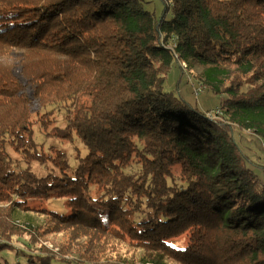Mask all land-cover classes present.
Masks as SVG:
<instances>
[{"label":"trees","instance_id":"16d2710c","mask_svg":"<svg viewBox=\"0 0 264 264\" xmlns=\"http://www.w3.org/2000/svg\"><path fill=\"white\" fill-rule=\"evenodd\" d=\"M160 1L157 17L143 0H0V264H107L81 231L145 249L138 264H264V185L232 136L264 145V0ZM173 63L225 96L217 111L165 90ZM30 212L84 245L22 238Z\"/></svg>","mask_w":264,"mask_h":264},{"label":"rangeland","instance_id":"374dc122","mask_svg":"<svg viewBox=\"0 0 264 264\" xmlns=\"http://www.w3.org/2000/svg\"><path fill=\"white\" fill-rule=\"evenodd\" d=\"M145 8L148 11L154 12L157 17L162 15V3L160 0H143ZM166 17L169 18L170 14L167 13ZM198 72V68L184 69L183 64L173 63L172 68L165 80V90L172 92L175 96L180 97L186 103L192 107L197 108L203 113H214L217 111L220 102L225 99L224 95H216L209 91L207 87H202L199 81L195 78V73ZM232 136L241 149L244 158L246 159L247 167L257 176L259 181L264 185V145L260 139L250 130H240L233 128ZM38 142L41 138L37 136ZM54 145H57L55 141H51ZM59 147V145H58ZM63 149L71 156L75 157L78 153L79 156L85 154L83 145L74 138L70 147L62 146ZM176 173L178 169L174 170ZM2 206V205H1ZM29 206L36 210H48L58 214H69L68 209L64 207L61 200L56 201H40L30 200ZM2 207H5L3 205ZM20 223L16 224V229L19 231V235L22 238H30L31 242H37L50 250L57 251L54 248L59 243L62 244H78L84 245L86 241L85 237H79L81 230L71 231L67 228L62 229L58 225H53L48 218L42 214L25 213L17 214ZM25 223H29L28 226ZM79 232V233H78ZM83 232L86 236L91 235L96 237L98 247L101 249V260L107 264H138L147 254L145 249L133 247L128 245L122 238L114 237H102V234H95L93 232ZM186 242V237L184 238ZM22 239L12 236L8 243L12 246L22 247L19 242ZM179 245L184 244L183 238L176 241ZM23 248V247H22ZM150 253V252H149ZM5 255V253H4ZM6 256V255H5ZM9 260H13V256H6ZM5 257V258H6ZM19 262L22 258H17ZM166 264H178L172 260L165 259ZM180 264V263H179Z\"/></svg>","mask_w":264,"mask_h":264}]
</instances>
